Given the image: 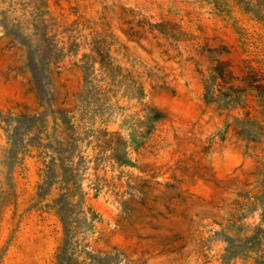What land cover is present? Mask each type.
<instances>
[{
    "label": "rangeland",
    "instance_id": "rangeland-1",
    "mask_svg": "<svg viewBox=\"0 0 264 264\" xmlns=\"http://www.w3.org/2000/svg\"><path fill=\"white\" fill-rule=\"evenodd\" d=\"M0 264H264V0H0Z\"/></svg>",
    "mask_w": 264,
    "mask_h": 264
}]
</instances>
